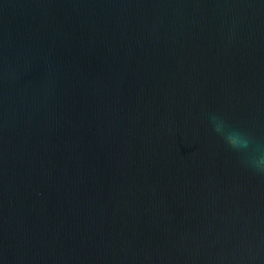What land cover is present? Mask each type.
<instances>
[{
	"label": "water",
	"instance_id": "95a60500",
	"mask_svg": "<svg viewBox=\"0 0 264 264\" xmlns=\"http://www.w3.org/2000/svg\"><path fill=\"white\" fill-rule=\"evenodd\" d=\"M264 0H0V264H264Z\"/></svg>",
	"mask_w": 264,
	"mask_h": 264
},
{
	"label": "clouds",
	"instance_id": "9594fccd",
	"mask_svg": "<svg viewBox=\"0 0 264 264\" xmlns=\"http://www.w3.org/2000/svg\"><path fill=\"white\" fill-rule=\"evenodd\" d=\"M211 120L214 131L224 139L231 150L242 155L244 164L264 175V150H256L260 152L259 155H256L250 149V146L254 143V138L251 134L231 129L221 116L213 115Z\"/></svg>",
	"mask_w": 264,
	"mask_h": 264
}]
</instances>
